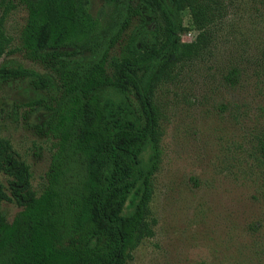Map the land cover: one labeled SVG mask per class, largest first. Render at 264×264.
I'll return each mask as SVG.
<instances>
[{"label":"trees","instance_id":"16d2710c","mask_svg":"<svg viewBox=\"0 0 264 264\" xmlns=\"http://www.w3.org/2000/svg\"><path fill=\"white\" fill-rule=\"evenodd\" d=\"M106 3L114 14L109 29L91 14L89 0H0V58L12 52L5 20L22 6L17 50L33 61L54 60L55 73L0 65V86L26 81L47 94L37 104L49 113L42 127L53 141L46 184L37 195L29 168L0 137V173L9 191L0 181V206L13 201L20 208L12 221L0 208V264H126L145 234L159 162L153 90L180 65L208 54L217 1ZM185 10L197 31L191 42L180 38L187 30ZM81 50L89 57L66 58ZM259 149L264 162V137Z\"/></svg>","mask_w":264,"mask_h":264},{"label":"rangeland","instance_id":"374dc122","mask_svg":"<svg viewBox=\"0 0 264 264\" xmlns=\"http://www.w3.org/2000/svg\"><path fill=\"white\" fill-rule=\"evenodd\" d=\"M216 1L208 54L180 65L153 90L159 162L151 178L146 231L126 264H264L259 149L264 137V0ZM89 10L109 29L114 14L106 0H89ZM25 19L22 6L7 16L12 52L0 58V65L18 63L55 77L54 60L33 61L17 50ZM183 21L187 30L180 38L191 42L197 31L188 10ZM88 57L86 50L66 56ZM45 99L47 94L26 81L0 86V137L29 168L37 195L46 184L53 153V141L42 127L49 113L37 104ZM0 181L9 194L2 173ZM138 195L129 198L126 212ZM0 208L8 221L20 210L13 201Z\"/></svg>","mask_w":264,"mask_h":264}]
</instances>
